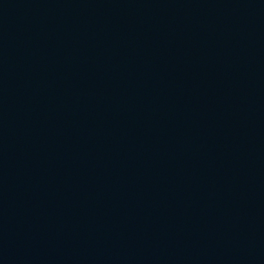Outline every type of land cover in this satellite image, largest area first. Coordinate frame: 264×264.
I'll list each match as a JSON object with an SVG mask.
<instances>
[{"label": "water", "instance_id": "95a60500", "mask_svg": "<svg viewBox=\"0 0 264 264\" xmlns=\"http://www.w3.org/2000/svg\"><path fill=\"white\" fill-rule=\"evenodd\" d=\"M0 264H264V0H0Z\"/></svg>", "mask_w": 264, "mask_h": 264}]
</instances>
